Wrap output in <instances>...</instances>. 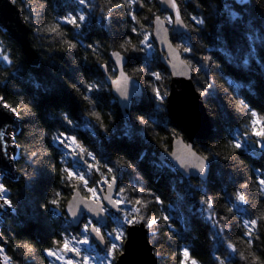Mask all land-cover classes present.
<instances>
[{
    "label": "snow or ice",
    "instance_id": "1",
    "mask_svg": "<svg viewBox=\"0 0 264 264\" xmlns=\"http://www.w3.org/2000/svg\"><path fill=\"white\" fill-rule=\"evenodd\" d=\"M254 2L228 0L218 8L213 0H187L183 7L177 0H159L167 14L161 16L154 13L151 19L145 17V22H142L137 18V10L143 11L147 7L151 11L152 0H106L104 7L99 5L98 0H56L55 7L52 0H40L38 6L34 5L33 0H20L23 5L19 9L22 22L35 40L41 42L39 47L65 53L74 67L71 75L65 73L67 80L60 76L42 82L30 76L27 92L30 99L26 100L25 93L17 90L13 104L9 103L6 95L0 94V220L9 215H18L19 199L14 203L5 179L14 171H19L26 193L35 194L41 187L45 189L44 196L40 198L43 202L38 207L43 210L41 216L51 220L58 229L48 237L47 247L37 249L28 241L21 240L18 244L13 241L18 256V259H14L6 251L11 237L0 225V264H35L37 251L41 257L48 258L46 264H159L164 253L158 247L161 244L157 239L158 234L165 235L168 240L179 235L172 217L165 214L164 201L148 186L139 167L149 158V151L125 160L123 164L119 158H98L76 134L69 132V129L72 133L79 132L85 120L88 122L85 126L91 127L93 137L98 138L102 133L106 140L130 145L143 142L148 137L154 141L157 130L165 132L166 135L160 137L161 141L171 137L170 142L176 148L169 151L168 147L161 145L162 152L153 153L150 163L157 171L174 170L181 182L187 181L189 191L201 193L199 214L215 229L211 239L219 240L227 253L224 258L214 256L215 264H233V257L237 256L246 264H264V259L253 251L264 236L261 231L264 211L258 215L252 212L246 196L252 184L258 198L264 200V164L251 169V175L245 176L243 161L239 160L241 155L264 160V120L257 119L258 113L251 103L253 88L264 94V56L260 57L258 65L262 76L257 84L249 88V95L234 99L228 95L227 89L224 90L229 110L227 116L235 114L245 120L243 124L238 123L235 129L231 125L227 128L228 138L223 146L227 151L225 155L210 145L198 153L195 141L189 143L184 140L180 123L173 124V91H169L165 85L164 75L168 69L156 70L159 68L158 60L163 59L171 69L169 77H182L193 85L192 90L200 98L201 107L210 120L224 119L225 113L210 107L215 105L218 96L217 84L210 73L222 72L223 69L213 55L203 54L211 53L212 49L199 41L193 42L192 34L203 39L208 20L204 8L207 6L216 13L218 32L224 30L225 24L241 28L248 44V51L241 60H237L227 49L217 51H223L228 62H238L242 68L250 67L256 63L255 50L264 46V12L259 25L246 15ZM9 3L16 5L17 0H9ZM189 6L192 11H188ZM53 11L56 12L55 16H52ZM97 12L100 13L101 27L108 32L112 31L115 18L121 13L132 22V26L121 34L119 50L107 53L111 64L101 62V56L108 48L106 43H85L82 39L97 24ZM47 17H51V20L42 23ZM185 20L190 23H185ZM152 27L155 28L154 32L148 30ZM0 31L8 33L9 29L0 26ZM67 31L72 32L71 39L67 38ZM170 36L179 41L175 47ZM133 39H137L138 43H133ZM157 39L164 45L161 51L166 55L157 56L154 44ZM88 53H91L96 65L91 75L87 67ZM139 53L143 56L134 55ZM50 58L55 59L54 56ZM24 59L26 53L18 55L15 48L0 40V65L10 73V77L0 79V92H6L8 85L20 77ZM129 64L140 65L133 71L146 77L141 87H132L140 77H133L125 71ZM60 81L71 89V96H62ZM113 93L115 103L123 108V112L119 123L113 118V113L108 112L109 123L106 124L102 105L106 95L112 96ZM52 101L61 105L79 103L84 114L77 116L71 107L63 106L55 113L45 111L42 106ZM137 103L145 104L150 111L133 119L131 109ZM34 108H41V114L38 115ZM218 108L219 105H216ZM49 118V131H41L39 139L33 131L21 128L26 143L22 145L18 141L17 123L32 126L33 129L42 128L37 121ZM52 145H59L64 151L52 149L50 152L48 149ZM17 150H20L19 155ZM221 159L233 173L230 185L233 191L223 192L220 198L225 205L224 214L217 210L216 201L204 186ZM21 161L26 166L17 170L16 166ZM52 175H55L54 187L48 183ZM125 177L129 180L128 184L124 183ZM193 179L201 183L193 184ZM68 189L73 195L67 206L62 208V190ZM82 191L86 195H81ZM233 213L240 217V241L247 245V255L229 239ZM164 228L167 229L166 233L163 232ZM137 233L147 237L144 243L152 246L149 251L153 258L143 262L137 259L139 246L134 241ZM177 259L178 264H200L187 246H179Z\"/></svg>",
    "mask_w": 264,
    "mask_h": 264
},
{
    "label": "trees",
    "instance_id": "2",
    "mask_svg": "<svg viewBox=\"0 0 264 264\" xmlns=\"http://www.w3.org/2000/svg\"><path fill=\"white\" fill-rule=\"evenodd\" d=\"M39 2L40 0H33L34 5L36 6H38ZM177 2L183 7L187 3V0H177ZM226 2H228V0H213V3H215L218 8H221ZM98 3L101 7H104L106 0H98ZM52 4L53 7H55L56 0H52ZM17 5L19 8L23 7L20 0H17ZM150 7L151 11H148L147 7L143 11L137 10V18L142 22H145V17L151 19L154 13L161 16L167 14L161 9L159 0H152ZM192 10V7L189 6L188 11ZM197 11L200 10L198 9ZM262 12H264V0H255V2L250 5V9L247 11L246 15L250 20L255 21L259 25L262 19ZM24 14L26 15L27 12ZM55 15L56 12L53 11L52 16ZM96 15L97 24L91 28L88 31L87 36L82 39H84L85 43L92 41L106 43L108 48L106 53L101 56V62H108L111 64L107 53H110L113 50H119L118 43L120 41L121 34L125 33L126 30L132 26V22L130 21V18H126L123 13H121L117 18H115L112 31L108 32L107 29L101 27V21L99 20L100 13L97 12ZM204 15H206L208 20L206 31L203 33V39L201 40L199 36L193 33V42L199 41L203 43L206 48L212 49L211 53L204 52L203 54L213 55L216 63L220 64L223 69L222 72L213 71L210 73L218 88V96L215 101V105H211L210 107L226 114L229 110L224 99V90L227 89L228 95L234 99L237 97L243 98L244 96L249 95V88L252 87V85L257 84L258 79L262 76L261 71L258 69V65L260 63V57L264 56V46L255 50L256 63L252 64L250 67L242 68L238 62H228L225 58V53L223 51H217V49H227L237 57V60H241L244 54L248 51V44L245 38L244 30L241 28H233L230 24H225L224 30L222 32H218L216 27V13L212 9L205 6ZM50 20L51 17H47L44 21H42V23H47ZM185 23L190 22L185 20ZM148 30L152 31V28H149ZM29 36L31 46L38 55V63L36 65H31L27 59H24L20 77L13 80V83L8 85L6 92H0V94L6 95L9 103L15 104V93L17 90L25 93L24 98L26 100L30 99L27 95V92L29 91L28 80L30 76L37 77L42 82H47L48 80L56 79L60 76H64L67 80L68 76H66L65 73L71 75V69L74 67L71 60L65 56V53L43 50L39 47L41 42L35 40L31 32H29ZM67 38H72L71 31H67ZM172 39L175 44L179 43V41L175 38L172 37ZM0 40H4L6 45L15 48L18 55L23 53L18 42L8 33L0 31ZM133 43H138V40L133 39ZM257 43H259V41H257ZM155 52L157 56H159L156 45ZM88 55L89 61L87 67H89V74L91 75V72L95 71L96 65L91 53H88ZM134 55L143 56L142 53ZM42 56L45 57V59H41ZM52 56H54L55 59H51L50 57ZM158 64L159 68L156 70L165 69L159 60ZM139 66L140 65L137 64H129L125 70L133 77L139 76V81L143 85L146 77L133 71L134 68ZM164 75L165 85L169 88L170 77L167 72H165ZM6 76L10 77V73L5 71L4 67L0 65V79H3ZM59 83L62 96H71V89L65 85L63 81H60ZM69 83H71V81H69ZM13 85L15 87H13ZM262 88H264V86H262ZM253 93L254 95L252 96L251 103L258 113L257 119L264 120V94L256 92L255 88H253ZM73 100L75 101V97H73ZM216 105H219L218 109H216ZM61 106L71 107L77 116L84 114L79 103L61 105L56 101H52L51 103H46V105L42 107L45 111L50 110L55 113ZM102 107L106 124L109 123L106 115L108 112L113 113V118L116 119L117 123L120 122V114L122 112L120 111L118 104L115 103V98L113 96L106 95ZM33 110L36 111L38 115L41 114V108H34ZM147 111H150V109L147 108L145 104L137 103L131 109L132 117L135 119L136 115L143 114ZM210 122L211 131L206 139L196 142V150L201 153L210 145L216 151H219L221 155H225L227 154V151L223 146L228 138L227 128L231 125V127L235 129L238 123L243 124L245 123V120L239 119L235 114L231 116H227L226 114L224 119L219 121L210 120ZM49 123L50 118L38 120L37 125H42L43 127H36L35 129H33L32 126L20 125L18 123V131L16 132L18 141L22 145L26 143L25 138L21 135V128H24L26 131H33L37 139H39L41 131H49ZM87 123V120H85L84 123H81L79 132L72 133L71 129H69V132L71 134H76L78 139H80L81 142L84 143L90 150L94 151L98 158L111 157L113 160L119 158L120 162L123 164L125 160L133 159L143 151H149V158L143 161L139 167L145 180L148 182V186L151 187L153 192L159 195L164 201L163 208L165 209V214L172 217L176 233H179V235H174L172 240H168L165 235L158 234L157 239L161 241V244L158 245V247L164 253V258L159 262V264H178L177 257L179 256V246L189 247L191 249L192 256H194L200 264H215L213 259L214 256L218 255L221 258H224L227 255L224 246L219 243V240L213 241L211 239L215 229L211 228L208 221L199 214L200 207L198 200L201 193L189 191L187 181L181 182V178L174 173V170L165 169L163 171H157L150 163L153 153L158 154L163 150V147H168L169 150L171 149V137H169L168 140L161 141L160 137L165 136L166 133L157 130L158 135L155 137L154 141L152 137H148L143 142L130 145L128 143L106 140L102 133L98 138L93 137L91 134V127L85 126ZM92 123H95V121ZM173 124L175 123L173 122ZM181 135L184 136V133L182 132ZM52 149H59L61 152L64 151L59 145H52V148H49L48 150L51 152ZM18 154H20V150ZM239 160L243 161L245 176L251 175V169L258 168L264 164V160H261L259 157L246 158V156L241 155L239 156ZM102 162L104 161L102 160ZM23 166L26 165H24V162L21 161L17 164L16 169L18 170ZM15 173V177L7 176L5 183L11 190V197L14 203L17 199H19L18 215L7 219L5 223L2 224V227L3 230L7 232V236L11 237L6 249L7 255L14 257V259H18L17 253L14 250L15 246L13 241L18 244L21 240H25L32 243L37 249L47 247L48 237L58 229L52 224L51 220H47L41 216V212L43 210L38 207V204L43 202L40 198L44 196L45 189L41 187L35 194L26 193L24 190V180L21 179L19 171H16ZM232 175V170L226 165V162L221 159L219 165L207 177L204 185L206 190H208L209 195L216 201L217 210L220 211L221 214H224L223 209L225 205L223 200L220 198L223 192L231 193L233 191V188L230 186ZM95 178L96 177L94 176L93 179ZM54 182L55 175H52L49 178L48 183L54 187ZM124 183H129L127 177H125ZM192 183L199 185L201 182L198 179H193ZM62 191H64V198L61 201V207L64 208L72 191L71 189ZM82 193L83 195H86L83 191ZM246 196L250 200L249 208L252 212L258 215L260 212L264 211V200L258 198L254 185H249V191L246 192ZM239 219L240 217L236 216L235 213L232 214L231 222L233 227L231 229L229 239L237 243L240 251H243L245 255H247L249 249L245 243L240 241L242 228L238 223ZM261 231L264 232V227L261 228ZM163 232L166 233L167 229L164 228ZM253 251H255V254L261 257V259H264V236H262L259 246H254ZM47 260V257H41L37 251L35 264H46ZM237 262L238 264H246V262L240 260L238 256L233 257V264H237Z\"/></svg>",
    "mask_w": 264,
    "mask_h": 264
},
{
    "label": "water",
    "instance_id": "3",
    "mask_svg": "<svg viewBox=\"0 0 264 264\" xmlns=\"http://www.w3.org/2000/svg\"><path fill=\"white\" fill-rule=\"evenodd\" d=\"M160 7L163 10L161 4ZM19 9L20 8L17 4L11 5L9 0H0V26L9 29L8 34L18 42L23 53H26V59L31 65H36L38 63V55L31 46L29 31L27 26H25L22 22V15L19 12ZM152 31H155L154 27H152ZM169 31L171 32V29ZM170 39L173 43V47H175L176 44L171 36ZM154 43L157 47L159 56L166 55V53L161 51L164 45L159 41V39H157ZM159 61L165 69H168V72L171 71L163 59H159ZM141 86L142 84L138 80L132 87L137 88ZM192 89L193 85L190 84L186 79L182 77H170L169 91H173V96L171 98L173 122L180 123L182 126L184 133L183 137L186 142L191 143L195 141L196 143L199 140H204L207 138L211 131V122L201 107L200 98L193 92ZM112 96L115 98L114 93ZM118 107L120 111L123 112V108L119 105ZM16 127H18V123ZM205 128H207V132H205ZM175 148L176 145L172 143L171 149L169 151L174 150ZM15 172L16 171H14V173L9 176L15 177ZM72 195L73 192L66 201L64 207H66L67 203L71 201ZM81 195H83L82 192ZM7 217H12V215ZM0 221L5 222L6 219ZM146 239L147 237L141 236L139 233L135 234L134 236V241L139 246L137 259L142 262L148 260L149 258H153L151 257V253L149 251L152 246L150 244L144 243V240Z\"/></svg>",
    "mask_w": 264,
    "mask_h": 264
},
{
    "label": "rangeland",
    "instance_id": "4",
    "mask_svg": "<svg viewBox=\"0 0 264 264\" xmlns=\"http://www.w3.org/2000/svg\"><path fill=\"white\" fill-rule=\"evenodd\" d=\"M17 131H18V130H17V127H16V132H17ZM18 153H19V150H17V154H18ZM18 155H19V154H18ZM8 177H10V176H8ZM12 217H13V216H12ZM9 218H10V217H7L6 220L9 219ZM3 223H5V222L0 221V225H2Z\"/></svg>",
    "mask_w": 264,
    "mask_h": 264
}]
</instances>
